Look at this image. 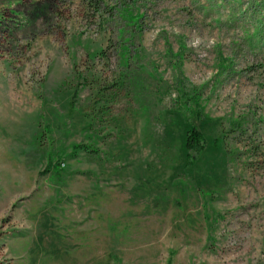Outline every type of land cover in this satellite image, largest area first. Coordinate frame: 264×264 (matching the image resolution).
I'll list each match as a JSON object with an SVG mask.
<instances>
[{
  "label": "rangeland",
  "instance_id": "1",
  "mask_svg": "<svg viewBox=\"0 0 264 264\" xmlns=\"http://www.w3.org/2000/svg\"><path fill=\"white\" fill-rule=\"evenodd\" d=\"M117 3L0 0V264H264V0Z\"/></svg>",
  "mask_w": 264,
  "mask_h": 264
},
{
  "label": "trees",
  "instance_id": "2",
  "mask_svg": "<svg viewBox=\"0 0 264 264\" xmlns=\"http://www.w3.org/2000/svg\"><path fill=\"white\" fill-rule=\"evenodd\" d=\"M87 1L89 3V6H92L91 8H95V10L97 11H102V9L104 8L103 6L105 0H87ZM116 1L118 2L117 6L119 5V7L125 5V3L127 2V0H116ZM115 8L116 7L112 9V12L115 11ZM137 21H134V23H136ZM184 144L187 149V156H186L187 161L185 168H189L191 165H194L195 161L204 152V150L207 147V143L202 131H200V129L197 126L191 125L187 130V138ZM74 149H76V151L82 149L89 153H95V154L98 153V150L96 148H93L86 144L75 145Z\"/></svg>",
  "mask_w": 264,
  "mask_h": 264
}]
</instances>
